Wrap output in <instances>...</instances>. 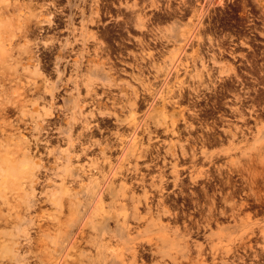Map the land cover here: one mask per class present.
Segmentation results:
<instances>
[{"label": "rangeland", "instance_id": "rangeland-1", "mask_svg": "<svg viewBox=\"0 0 264 264\" xmlns=\"http://www.w3.org/2000/svg\"><path fill=\"white\" fill-rule=\"evenodd\" d=\"M24 1L29 3L31 0H21L20 2L23 3ZM34 1L35 0H32V3ZM49 1L37 0L33 3L34 7L36 6V8H34L32 4L33 8L31 7L29 10H25L27 13L25 16L32 15L30 20V23L32 22V27H35L34 24L40 16L42 17L40 19L44 20L48 25L51 26V32L45 33V35L39 34V32H37L38 29L34 28L36 30H34L35 34H31L27 39H30V41L28 40L30 44H35L43 40L40 42L41 50L39 51L41 52L38 51L37 54L45 58L43 60H46V65L44 62L45 67L47 66L46 74L49 76L48 78H50L51 82L55 83L58 88V95L61 96L60 98L55 99V104L52 105L53 107H50L49 105L43 107L44 102L40 101L42 109L44 111L49 110V113H52L47 117V122L50 128V138L47 137V134H45V136L43 135L42 137V139L46 138L44 141L36 139L37 137L35 134H33L34 138H32L31 136L33 135L30 134V118H27L28 124H22V127H26V132L31 144L32 156L41 159V165H37L33 168V171L35 173L37 172L36 174L39 177V181L36 184L35 182H31L29 185L30 191L32 192L31 194L34 196V202L28 203L30 207L29 210L35 212L37 209L38 211L36 210V214L39 215L42 220L44 219L43 221L46 223H52L56 221L58 222V219L61 216L60 211L54 208L50 202H46L45 198L56 190L60 197L64 193L63 176L59 175L57 171L66 170V168H69L71 163L69 161V154H66V142H62V138L65 139L66 136L59 135L56 127L63 123L62 121H64L63 119L66 117H75L74 111L76 108L71 109V107H74L75 102L74 99L70 100L71 97L75 96L76 98L80 97L83 99L88 93L87 85H90L93 91H99L97 92L98 98L101 99V101L105 100L104 102L102 101L103 106L111 109V111L108 109L105 110L104 107H102L103 111L113 112L114 109L116 110V108H118L117 110L121 113L123 112L122 114L124 117H129L131 114L129 109H127V97L124 95V93L120 92L119 87L112 86L107 78H102L93 71L86 69V66L88 65V59H92L93 57L96 58L93 52L96 46H102V49L106 47V50L104 51L105 53L102 51L103 54H101V56L103 60L106 62L108 61V64L109 62L111 64L118 62L117 64L119 66V70H123L120 71L123 76L121 74V76L119 75V77H121L119 81L120 84L123 86L126 85L132 92L134 91L138 93V111L135 112L133 118H135L136 122H146L148 124V130L140 134V144H138L136 147L131 146L127 151V160L124 164V168L130 167L132 171L131 174L130 172H125V182H128L127 184L132 188L127 195L128 198H125L128 200L125 209H120L118 207L119 204L116 203L118 200L120 201L122 195L125 194L124 190L121 189V185L124 182L120 177H117L115 183H112L110 180L101 177L91 192L85 191L83 197L86 205L82 208L79 225L75 229H72L68 232H57V235L53 233V230L50 232H40L36 226L37 218H29V214H23L24 218L19 220V228L13 230V228L10 226V219L13 221L15 216L20 214V211L23 213V207L18 206V208L15 206L17 203H13L14 205H12L11 210L15 208L17 210L19 209L18 211L14 210L15 212L17 211V213H14L13 215L12 211L3 206L7 211H2V216L4 218L8 216V225L10 227L8 226L9 228L7 229H4V227L0 229V264H80V258H78L79 256H81L82 259H85L86 262V259L97 256L100 251H102L105 255L108 253L112 254L113 256H117L118 253L126 251L127 254L130 255L134 250L127 248L128 243L122 236L113 238L111 236L114 235L113 231L110 232L109 236L107 235L105 239L103 234L98 241L92 240L89 242L88 239L90 240L94 238V231L88 230V238L83 240L85 244L83 241L79 243V245L84 244L83 246H79L81 247V252L79 247L77 248L78 251L75 252L76 236L83 228L86 221L95 218L96 215L100 213L97 204L101 198H105L107 201L106 210L108 211L109 215L113 216V213L116 212L121 215L120 219H122V216H124V213H126V221L132 228H134L135 234L144 232L147 227L145 219H138L134 216V212H136L137 208L138 212H140L141 216L143 217H148L150 212L156 214L157 207L161 202L166 200L167 201L164 202V204H166L167 209H173L171 210L173 212L172 215L168 214L167 212V214L163 215L162 221L165 225L175 229V231L168 229L166 231L153 230L150 232L149 236L159 240V242L163 244V247L159 248L161 254L156 258H152L151 254H148L146 255L145 263L140 262V264H173L171 255L174 253L176 254V251H178L179 254H182V252L180 253L182 242L179 240L175 241V243H163V241L165 240L166 236L170 237L172 236L173 232H178V229L185 230L186 226H190L189 228H191V230L194 232L191 238V243L206 248V264H254L252 256L258 251V253L261 254V258L255 262L258 264H264V77L262 78V76H264V0ZM39 2L42 3V5H47H44L42 8ZM9 9L10 10L0 18V26L4 27L6 24L18 25V11L16 12L12 7ZM73 9L75 11H73ZM49 10L51 12H49ZM60 13H62L61 17ZM54 14H56L55 16L58 15V18L55 17L54 19ZM45 15L49 16L48 19L47 16L45 17ZM4 17L7 18L5 19ZM94 18L96 20L99 19V22L96 20L94 21ZM14 19L17 20H15L17 23L14 22ZM53 19L55 21H53ZM127 21H129V23H127ZM65 26L67 28H65ZM53 28L56 29L54 32ZM128 28H131V30ZM103 30L105 32H103ZM60 32L62 33L60 34ZM96 32L98 34H96ZM83 34H85L86 37V47H88L93 54L90 52V56L84 57L82 59V68L79 70H73L72 72L70 65L66 61L63 62V65L66 66V70L64 71L65 67H60V70L57 74L54 70V63L56 62V60L54 61V57L57 56V47H59L60 43L65 44L69 41L73 42L75 39H79V41L74 42V44L76 49L78 48L81 50L84 47L81 40ZM46 35L48 38H46ZM36 36H38L37 39H35ZM53 36L54 38H52ZM130 38L131 40H129ZM132 41L134 42L130 43ZM123 42L126 43L123 44ZM24 43L25 42L23 40L21 44ZM143 44L145 45V48ZM76 45L79 46L77 47ZM88 45L91 46L89 47ZM92 45L94 47H92ZM124 45L127 46L128 50ZM118 46L119 48L121 47L122 51L118 48ZM43 47L46 49V51ZM114 48L118 51L116 52ZM48 49H50L49 51L51 53H48ZM132 49L136 52H134ZM110 52H113V54H110ZM122 52L124 57L120 54ZM50 54L52 55L50 56ZM115 55H119L118 58L117 56L115 57ZM129 57L134 60L132 61L130 58V61ZM154 57H156V59ZM112 58L114 59V62L111 61L113 60ZM147 58L150 61L149 63H147ZM47 59H52V61L50 62ZM119 64H121L122 67ZM118 66L116 65L115 67L117 68ZM139 66L142 68L141 70L145 72V74L140 70ZM138 67L140 71L138 70ZM19 73H22V70H19ZM239 74L241 77H243V79L244 76H246L245 79L243 80ZM165 79L171 81L168 82L167 80L165 81ZM203 79L205 80L203 81ZM230 80L232 83H230ZM190 81L192 82L190 83ZM201 81H203V83H201ZM234 81H237L238 85L235 84L236 82ZM249 81L250 83H248ZM165 82H168L169 84ZM170 82H172L171 86ZM156 85L158 88H160L161 85V89L158 91H152ZM174 86H178L177 89H179L176 90ZM166 87L168 88L167 90ZM229 87H231V89ZM170 88L172 90H176L174 91L175 93L171 91ZM196 88L197 90L195 91ZM104 89L107 90L106 92H108L109 97H112V99L109 98V100H107L108 98L102 96L103 92L105 91ZM242 90L244 93H241L243 92ZM233 91L236 93H233ZM247 91H251L253 93H247ZM154 92L157 94H154ZM238 92L241 93V96L239 94V97L241 98L240 100L243 101L242 103L240 100L236 99V96H238L236 94ZM170 94L173 95L170 96ZM174 94L178 97H182L181 99L179 97V99L176 100H179V103L183 102L180 105L183 109L179 108V103L175 105L177 103L175 100L177 96ZM254 95L256 96L254 97ZM172 96L175 97L173 98ZM113 97H116L117 100H120V102L113 100ZM50 98L51 96H47L46 102H49ZM247 98L250 99L247 100ZM151 101H153V103ZM157 101L161 106L158 107L155 105ZM105 102L107 103L105 104ZM163 104H166V109L169 108V116L167 118H165L164 111H162L161 108ZM111 105L113 106L110 107ZM170 107L175 108H173L174 110H170ZM178 108L181 112L178 111ZM233 108H239V110L242 108L240 111H244L245 114L247 112L248 114L247 116L243 114V118H240L239 115L237 116V113L233 112ZM92 109L93 107L91 106H87L83 109L84 115L89 116L88 120L86 121H102L103 127L105 126V129L108 127V130L106 129V131L102 133H95L98 136L97 138H101L104 135V137H106H103V140L106 139L109 140L113 145L115 144L113 150L114 153L112 151L113 155L111 153L110 155H119V138L124 139L127 137L130 129L129 125L123 123L116 126L117 123L115 122L113 116L103 114L92 118ZM125 112H128L127 115ZM180 113H183L182 115L184 116L182 117ZM227 115L229 117H227ZM138 118H140V120ZM175 118L177 121H175ZM179 118H181V120H179ZM231 119H233V121H231ZM235 123L238 125V127L240 123L243 125L238 128ZM167 126H169V128ZM175 128H177V130H175ZM110 129L115 131L112 132L113 130L111 131ZM117 131L121 134L123 133L124 135L119 136L116 134ZM232 132L234 133L233 135ZM238 133L240 134L238 135ZM202 135H207L206 139L208 142L203 140L205 137ZM112 136L114 138H112ZM128 139L129 137L124 140ZM48 140L50 141L48 142ZM51 144L55 146L53 147ZM142 151L143 156L139 157L141 156ZM144 154L146 156H144ZM116 156L113 157V160L116 158ZM56 160L57 165L61 169L52 170L51 168L53 165H56ZM196 160L197 162H195ZM139 170L143 173L141 174ZM144 174H146V176H144ZM96 177L98 178V176ZM132 177H136L134 178L135 180H133ZM228 177L231 179V185H228L225 182L227 181ZM252 180H254V182ZM233 182L234 189H232ZM75 183L77 182H67V187L76 188L77 184ZM245 185L247 186L246 188ZM205 186L209 188H206V191ZM228 189L229 191H227ZM246 189H248V191ZM204 191L206 193H204ZM207 192L209 193L208 196L210 198L205 195ZM26 194L25 200L31 196L29 192H26ZM226 194H228L230 197ZM227 198L229 200H227ZM136 199L138 201H136ZM214 199L216 200V206L218 207V209L216 208L218 220L212 222L209 227L201 229V231L197 233L196 231L198 230L199 225L206 224V222H204V218L207 216L209 207L210 205L212 206ZM241 200H246L247 206L244 207L242 211H236L235 215H232L231 204L234 202L239 203ZM248 201L251 202L249 203ZM151 204L153 207H150ZM14 206L15 208H13ZM204 209L205 212L202 213L201 210L204 211ZM226 210V215L221 214V212ZM51 213H53V215ZM192 214L195 215L193 216ZM52 216L54 219L50 218ZM191 216L193 218H191ZM41 218L38 220H41ZM202 222L204 223L202 224ZM108 226L111 230H116L115 219H110ZM245 243L248 245H253V249L247 248V254H252L250 256L246 255L244 247H242V245ZM148 247L149 246H147V248ZM192 254H195L194 256H196V252L194 250ZM223 256L226 258L224 261L221 260V257ZM241 257L244 258V261ZM100 261L101 260L98 259L96 262H92L91 264H101ZM126 264H128V262Z\"/></svg>", "mask_w": 264, "mask_h": 264}, {"label": "bare ground", "instance_id": "bare-ground-1", "mask_svg": "<svg viewBox=\"0 0 264 264\" xmlns=\"http://www.w3.org/2000/svg\"><path fill=\"white\" fill-rule=\"evenodd\" d=\"M21 1V0H20ZM19 0H0V18L2 16H4L5 13H7V11H9L10 7L13 8V10H15L18 13V25H13V24H6L3 26H0V229L4 227V229L9 228L10 226L13 228V230H16L19 228V223H20V219H23L24 216L23 214H29V218H37L36 219V226L38 228V230L40 232H47V231H51L53 230V233H57V232H62V231H70L72 229H75L81 220V212H82V208L86 205V202H84V197L83 194L85 191L87 192H91L92 189L94 188V186L97 184L98 180L101 177L106 178L107 180H110L112 183H115V180L117 179V177H120L121 179H123L122 181L124 182L121 185V189L124 190L125 194L122 195V198L120 199V201L118 200L116 203L119 204L118 207L120 209H125L127 206V199L128 198V193L131 191V186H129L125 180H126V174L125 172H130L132 169L130 167H126L124 168V164L127 160V151L129 150V148L131 146L136 147L138 144H140L139 141V137L140 134L143 133L144 131H147V123H142L141 122H136L135 118H133V115L135 114L137 110V106L139 101H137L138 99V93L137 92H132L131 90L128 89V87L125 85L123 86L122 84H120V79L121 77H119V75L121 74L120 71H123L122 69L119 70V66H118V62L114 63L116 64L118 67L116 68L114 64H111L108 61L106 62L105 60L102 59L101 54H103V52L106 50L105 48L102 49V46H96V48L93 50L95 57L96 58H92V59H88V65L86 66V69L89 71H93L95 74H97L98 76H101L102 78H107L110 81V84L112 86H118L119 90L121 93H124V95H126L127 97V109H129L130 111V116L129 117H124L123 116V112L121 113L120 111H118L116 108V110H113V112H106L103 111L102 107V101L104 102L105 100H102L98 98V94L96 90L93 91V89L90 87V85H87V90L88 93L86 94V96L81 99L74 97H71V99H74V107H71V109H75L74 114L75 117H66L65 119H63L64 121H62L63 123L59 124L58 127H56L57 132L59 133V135H64L66 136L65 139L62 138V142L65 141L66 146H67V150H66V154H69V161H70V166L69 168H66V170H58L57 172L59 173V175L63 176V180H64V193L63 195L60 197L59 194L57 193V190L50 193V195H48V197L46 196L45 201L46 202H50L52 204V206L54 208H56L58 211H60V218L58 219L59 221L57 222H48L46 223L45 221L42 220V218L36 214V210L35 212H32L29 210V202H34V196L31 194L32 192L30 191L29 185L31 184V182H35L38 183L39 181V177L37 176V172L35 173L33 171V168L37 165H41V159H39L38 157L32 156L31 153V144H30V140L28 137V134L26 132V127H22V124L26 125L28 124V119L30 118V122H31V132L30 134H35L36 135V139L40 140V141H44L45 139L43 137V135L45 136V134H47L46 136L50 138V128H49V124L47 122V117L50 116L52 113H49V110L44 111L42 109V106L40 105V101L44 102V106L49 105L50 107H53L52 105L55 104V99L56 98H60L61 96L58 95V88L55 85V83L51 82L50 78H48L49 76L46 74V69L47 66L46 65V60H43L45 58H43L41 55L39 56L37 53L41 47L40 42L43 40H39L40 42L35 43V44H30V42H28V40L30 41V39H27L28 37H30V35L36 31L35 29H38L37 32H39V34L41 35H45V33H49L51 32V26L48 25L44 20L40 19L42 18L41 16L38 18V20L35 22L34 26H31L30 20L32 18V15L29 16H25L27 13L25 10H29L32 7V4L37 1L35 0L32 3V0L28 3L24 1L23 3H21ZM42 1V0H41ZM49 1V0H48ZM51 1V0H50ZM49 1V2H50ZM54 1V0H53ZM58 2V0L56 1ZM40 3V2H39ZM123 3V1H122ZM38 4V3H37ZM42 8L43 6L47 5L44 4L42 5V3H40ZM39 4V6H40ZM62 4V3H61ZM36 5V3H35ZM56 5V3H55ZM82 5V4H81ZM80 5V6H81ZM38 6V7H39ZM59 6V5H58ZM34 7V4H33ZM32 7V8H33ZM36 8V6L34 7ZM52 8V7H51ZM86 8V7H85ZM98 8V7H97ZM96 8V9H97ZM39 9V8H37ZM46 9V8H45ZM54 9V8H53ZM52 9V10H53ZM63 9V8H62ZM65 9V8H64ZM67 9V7H66ZM87 9V8H86ZM100 9V8H99ZM33 10V9H31ZM43 10V9H41ZM48 10V9H47ZM51 10V9H50ZM49 10V12H51ZM58 10V9H57ZM60 10V9H59ZM101 10V9H100ZM37 11V10H36ZM56 11V10H55ZM66 11V10H65ZM73 11H75L73 9ZM87 11V10H85ZM89 11V10H88ZM99 11V10H96ZM44 12V11H43ZM57 12V11H56ZM103 12V11H102ZM105 12V11H104ZM12 13V11H11ZM35 13V12H34ZM33 13V14H34ZM53 13V12H52ZM174 13V12H173ZM45 14V13H44ZM48 14V13H46ZM62 13H60V17ZM67 14V13H66ZM104 14V13H103ZM107 14V13H106ZM176 14V13H175ZM15 15V14H14ZM35 15V14H34ZM56 14H54V19L55 17L58 18V15L55 16ZM78 15V14H77ZM88 15V14H87ZM101 15V14H100ZM43 16V15H42ZM47 15H45L46 17ZM9 17V16H8ZM12 17V16H11ZM14 17V16H13ZM49 16H47L48 19ZM59 17V18H60ZM102 17V16H101ZM5 18V17H4ZM7 18V17H6ZM5 18V19H6ZM66 18V17H65ZM44 19V18H43ZM46 19V18H45ZM53 19V21H55ZM98 19V18H97ZM16 19H14V22ZM50 20V19H49ZM61 20V19H60ZM96 19L94 18V21ZM99 20V19H98ZM96 20V21H98ZM101 20V19H100ZM63 22V21H62ZM61 22V25H62ZM99 22V21H98ZM101 22V21H100ZM17 23V22H16ZM67 23V22H66ZM127 23H129V21H127ZM76 24V23H75ZM59 25V24H58ZM57 25V26H58ZM129 25V24H127ZM54 26V25H52ZM101 26V25H99ZM132 26V25H131ZM129 26V27H131ZM149 26V25H148ZM3 27V28H2ZM35 28V29H34ZM56 28V27H55ZM55 28H53V32L56 30ZM65 28H67L65 26ZM99 28V27H98ZM148 28V27H147ZM129 29V28H128ZM35 30V31H34ZM75 30V29H74ZM77 30V29H76ZM98 30V29H97ZM131 30V28L129 29ZM59 31V30H58ZM63 31V30H62ZM101 32V30H100ZM103 32H105L103 30ZM139 32V31H138ZM62 32H60L61 34ZM64 33V31H63ZM67 33V32H66ZM132 33V32H131ZM35 34V33H34ZM38 34V36H39ZM54 34V33H53ZM57 34V33H56ZM78 34V33H77ZM96 34H98L96 32ZM100 34V33H99ZM102 34V32H101ZM50 35V34H49ZM52 35V34H51ZM35 36V35H34ZM38 36H36L35 39L38 38ZM55 36V35H54ZM54 36L52 38H54ZM60 36V35H59ZM76 36V35H75ZM51 37V36H49ZM57 37V36H56ZM101 37V36H100ZM46 38L47 35H46ZM45 38V39H46ZM51 38V39H52ZM44 39V41H45ZM48 39V40H51ZM56 39V38H55ZM59 39V38H58ZM57 39V41H58ZM97 39V38H96ZM24 40V44H21V42ZM46 40V41H48ZM54 40V39H53ZM60 40V39H59ZM84 47L80 50V49H76L74 42H78L79 39H75L73 42L69 41L65 44L60 43L59 47H57L56 53L57 56H55L54 61L56 60V62L54 63V70L55 72L58 74L60 67H65L64 71L66 70V66L63 65V62H67L71 69V72L73 70H79L80 68H82L83 65V61L82 59L86 56H90V52L91 50L86 47V37L85 34H83V37L81 38ZM131 40V38L129 39ZM128 40V41H129ZM159 40V39H157ZM21 41V42H20ZM56 41V40H55ZM63 41V39H62ZM98 41V40H97ZM101 41V40H100ZM103 41V40H102ZM144 41V40H143ZM156 41V40H155ZM54 42V41H52ZM134 41L130 42L133 43ZM56 43V42H55ZM54 43V45H55ZM58 43V42H57ZM91 43V42H90ZM93 43V42H92ZM126 43V42H125ZM123 42V44H125ZM122 44V43H121ZM151 44V43H150ZM94 45V43H93ZM92 45V47H94ZM119 45V44H118ZM130 45V44H129ZM147 45V44H146ZM77 46V45H76ZM79 46V45H78ZM77 46V47H78ZM89 46V45H88ZM91 46V45H90ZM89 46V47H90ZM110 46V45H108ZM123 46V45H122ZM125 48H127L126 45H124ZM134 46V45H133ZM144 48L145 45L143 44ZM82 47V46H81ZM141 47V46H140ZM148 47V46H147ZM153 47V46H151ZM150 47V48H151ZM158 47V46H157ZM44 48V47H43ZM42 48V49H43ZM110 48V47H109ZM119 48V46H118ZM123 48V47H122ZM124 48V49H125ZM149 48V49H150ZM108 49V48H107ZM112 49V48H111ZM115 49V48H114ZM121 49V47L119 48ZM44 50L46 51V49L44 48ZM43 50V51H44ZM50 49H48V53H51L49 51ZM110 50V49H109ZM116 50V49H115ZM114 50V51H115ZM128 50V48H127ZM131 50V49H129ZM133 50V49H132ZM147 50V49H146ZM103 51V52H102ZM113 51V50H112ZM118 50H116L117 52ZM122 51V49H121ZM120 51V52H121ZM125 51V50H124ZM123 51V52H124ZM134 51V50H133ZM143 51V50H142ZM41 52V51H39ZM120 53L121 55L123 54ZM136 52V51H134ZM140 52V51H139ZM161 52V51H159ZM44 53V52H43ZM43 53H39V54H43ZM92 53V52H91ZM105 53V52H104ZM107 53V52H106ZM157 53V52H156ZM46 54V52H45ZM93 54V53H92ZM110 54H113V52H110ZM109 54V57H110ZM149 54V53H148ZM47 55V54H46ZM52 54H50L51 56ZM108 55V54H106ZM105 55V56H106ZM128 55V54H127ZM161 55V54H159ZM185 55V54H184ZM200 55V54H199ZM114 56V55H113ZM117 55H115L116 57ZM119 56V55H118ZM117 56V58H118ZM123 56V55H122ZM126 56V53H125ZM130 56V55H129ZM137 56V55H136ZM48 57V56H47ZM108 57V56H107ZM124 57V56H123ZM138 57V56H137ZM201 57V56H200ZM50 58V57H48ZM53 58V57H52ZM114 58V57H113ZM112 58V59H113ZM121 58V57H119ZM131 57H129L130 60ZM156 59V57H154ZM189 58V57H187ZM109 59V58H108ZM111 59V57H110ZM116 59V58H115ZM122 59V58H121ZM127 59V56H126ZM139 59V58H137ZM144 59V58H143ZM154 59V60H155ZM185 59V58H184ZM192 59V58H191ZM48 61H52V59H47ZM125 60V59H124ZM131 60L133 61L134 59L131 58ZM130 60V61H131ZM148 60V58L146 59ZM153 60V59H151ZM47 61V62H48ZM53 61V62H54ZM114 62V59L111 60ZM140 61V60H139ZM45 62V65H44ZM52 62V63H53ZM87 62V60H86ZM150 61L148 60L147 63H149ZM159 62V61H158ZM146 63V64H147ZM192 63V62H191ZM199 63V62H198ZM51 64V63H50ZM144 64V63H141ZM152 64V62H151ZM48 65V64H47ZM53 65V64H52ZM121 65V64H119ZM129 65V64H128ZM135 65V64H134ZM168 65V64H166ZM49 66V65H48ZM138 66V65H137ZM163 66V65H162ZM177 66V65H176ZM236 66V65H235ZM50 67V66H49ZM122 67V65H121ZM126 67V66H125ZM140 67V66H139ZM138 67V70H139ZM69 68V67H68ZM85 68V67H84ZM236 68V67H235ZM142 68L140 67V70ZM237 69V68H236ZM19 70H22V73H19ZM139 70V71H140ZM231 70V67H230ZM239 70V69H238ZM237 70V71H238ZM253 70V69H252ZM135 71V70H134ZM142 71V70H141ZM145 71V70H144ZM166 71V70H165ZM194 71V70H193ZM236 71V70H235ZM136 72V71H135ZM143 72V71H142ZM174 72V71H173ZM138 73V72H137ZM145 74V72H143ZM161 73V72H160ZM176 73V72H175ZM174 73V74H175ZM189 73V72H188ZM136 74V73H135ZM139 74V73H138ZM165 74V73H164ZM179 74V71H178ZM204 74V72H203ZM237 74V73H236ZM257 74V73H256ZM122 75V74H121ZM120 75V76H121ZM140 75V74H139ZM142 75V74H141ZM176 75V74H175ZM258 75V74H257ZM68 76V75H67ZM123 76V75H122ZM210 76V75H209ZM233 76V75H232ZM239 76L241 77V75L239 74ZM238 76V77H239ZM254 76V75H253ZM66 77V76H65ZM178 77V76H177ZM201 77V76H200ZM239 77V78H240ZM246 76H244L245 79ZM264 76H262L263 78ZM145 78V77H144ZM179 78V77H178ZM212 78V77H211ZM243 79V77H241ZM255 78V77H254ZM123 79V78H122ZM171 79V77H170ZM195 79V77H194ZM232 79V78H231ZM243 79V80H244ZM248 79V78H247ZM253 79V78H252ZM261 79V78H260ZM152 80V79H150ZM167 79H165L166 81ZM205 79H203L204 81ZM233 80V79H232ZM242 80V81H243ZM264 80V79H263ZM162 81V80H161ZM168 81V80H167ZM171 81V80H169ZM168 81V82H169ZM173 81V80H172ZM179 81V80H178ZM186 81V79H185ZM203 81H201V83H203ZM259 81V80H258ZM159 82V81H158ZM165 82V83H168ZM181 82V81H179ZM184 82V81H182ZM192 81H190L191 83ZM235 84H237V81ZM246 82V80H245ZM244 82V83H245ZM162 83V82H161ZM164 83V82H163ZM170 82V86H171ZM228 83V81H227ZM226 83V84H227ZM230 83H232V81L230 80ZM247 83V82H246ZM245 83V84H246ZM250 83V81L248 82ZM262 83V82H261ZM155 84V83H153ZM160 84V83H158ZM169 84V83H168ZM177 84V83H176ZM175 84V85H176ZM195 84V83H194ZM207 84V83H206ZM225 84V85H226ZM229 84V83H228ZM264 84V83H263ZM262 84V85H263ZM238 85V84H237ZM240 85V83H239ZM261 85V84H260ZM159 86V85H158ZM186 86V85H185ZM195 86V85H194ZM228 86V85H227ZM234 86V83H233ZM249 86V85H248ZM256 86V85H255ZM175 87V86H174ZM173 87V88H174ZM178 87V86H177ZM177 87H175L176 90ZM191 87V86H190ZM209 87V86H208ZM218 87V86H216ZM254 87V86H253ZM155 88H158L157 85ZM152 89L153 90H159L161 89V85L160 88L158 89ZM172 88V87H171ZM170 88L171 91H176V90H172ZM231 89V87H229ZM163 89V88H162ZM168 88L166 87V90ZM181 89V87H180ZM204 89V88H203ZM226 89V88H225ZM228 89V88H227ZM252 89V88H250ZM260 89V88H259ZM98 90V89H97ZM105 90V91H104ZM102 96L108 98L107 100H109V98L112 99V97H109L108 92H106L107 90L104 89ZM184 90V88H183ZM187 90V89H185ZM197 90V88L195 89V91ZM206 90V89H205ZM213 90V88H212ZM218 90V89H217ZM224 90V89H223ZM229 90V89H228ZM233 90V89H232ZM236 90V89H235ZM247 90V89H245ZM170 91V92H171ZM204 91V90H203ZM231 91V90H230ZM243 91V90H242ZM264 91V90H263ZM262 91V92H263ZM119 92V93H120ZM132 92V93H131ZM163 92V91H161ZM172 92V93H173ZM187 92V91H185ZM205 92V91H204ZM208 92V91H207ZM214 92V91H213ZM220 92V91H218ZM222 92V91H221ZM232 92V91H231ZM240 92V91H239ZM237 93L236 95V99L240 100L241 98L239 97V94L241 96V93ZM246 92V91H245ZM249 91H247L248 93ZM251 92V91H250ZM249 92V93H250ZM256 92V91H255ZM166 93V92H164ZM175 93V92H174ZM191 93V91H190ZM202 93V92H201ZM233 93H236L235 91H233ZM253 93V92H251ZM259 93V92H258ZM150 94V93H149ZM154 94H157L156 92H154ZM153 94V95H154ZM163 94V93H162ZM169 94V92H168ZM223 94V92H222ZM246 94V93H245ZM101 95V93H100ZM173 94H170V96ZM175 95V94H174ZM182 95V94H181ZM185 95V94H184ZM202 95V94H201ZM47 96H51V98L49 99V102H46L47 100ZM64 96V95H63ZM67 96V95H66ZM112 96V95H111ZM148 96V95H147ZM157 96V95H156ZM169 96V97H170ZM177 96V95H175ZM174 96V97H175ZM192 96V95H191ZM190 96V97H191ZM205 96V94H204ZM217 96V95H216ZM225 96V95H224ZM250 96V95H248ZM256 95H254L255 97ZM140 97V96H139ZM162 97V96H160ZM165 97V96H163ZM173 97V96H172ZM173 97V98H174ZM180 97V96H179ZM179 97L177 96L176 99H179ZM186 97L188 98V96L186 95ZM194 97V96H192ZM206 97V96H205ZM234 97V96H233ZM263 97V96H262ZM69 98V97H68ZM89 98V100H88ZM141 98V97H140ZM182 97H180L181 99ZM185 98V97H184ZM196 98V97H195ZM194 98V99H195ZM259 98V97H258ZM104 99V98H103ZM110 99V100H111ZM155 99V97H154ZM158 99V98H157ZM222 99V97H221ZM226 99V98H225ZM234 99V98H233ZM245 99V97H244ZM250 98H247V100ZM113 100H115L116 102L120 100H117L116 97H113ZM122 100V99H121ZM148 100V99H147ZM146 100V101H147ZM161 100V99H160ZM159 100V101H160ZM168 100V99H167ZM245 100V101H247ZM252 100V99H251ZM260 100V99H259ZM123 101V100H122ZM141 101V100H140ZM149 101V100H148ZM177 101V100H176ZM179 101V100H178ZM177 101V103L175 105H177L179 102ZM181 101V100H180ZM197 101V100H196ZM263 101V100H262ZM126 102V101H125ZM153 103V101H151ZM162 102V101H161ZM229 102V101H228ZM240 102L242 103L243 101L240 100ZM258 102V101H257ZM260 102V101H259ZM107 102H105L106 104ZM115 103V102H114ZM156 103V102H155ZM154 103V104H155ZM171 103V102H170ZM183 103V102H182ZM182 103H179V108H182L180 105ZM227 103V102H226ZM224 103V104H226ZM120 104V103H119ZM149 104V103H148ZM235 104V103H234ZM238 104V103H237ZM254 104V102H253ZM118 105V104H117ZM142 105V104H141ZM150 105V104H149ZM158 107L161 106L159 104V102L157 101V103L155 104ZM185 105V104H184ZM244 105V104H243ZM242 105V107H243ZM258 105V104H257ZM87 106H91L93 107L92 109V118L93 117H97L101 114L103 115H108V116H113L115 122L117 123L116 126L121 125L123 123H125L126 125H129V134L127 135L126 138L129 137L128 140H124L126 138H119L120 142H119V150H120V154L119 155H113L114 153V145L109 141L104 139L103 137L101 138H97L98 136L96 135L95 132H104L106 131L105 126L103 127V123L102 121H92V122H87L86 120H88L89 116L84 115L83 109ZM108 106V105H107ZM113 105H111L110 107H112ZM174 106V105H173ZM183 106V105H182ZM231 106V105H229ZM234 106V105H233ZM246 106V105H245ZM79 107V108H78ZM126 107V106H125ZM150 107V106H149ZM169 107V106H168ZM238 107V106H237ZM241 107V106H239ZM250 107V106H249ZM259 107V105H258ZM162 111H164V115L165 118H167L169 116V108L166 109V104L162 105ZM171 108V107H170ZM175 108V107H173ZM173 108H171L170 110H172ZM178 108V109H179ZM244 108V107H243ZM255 108V107H254ZM104 109H108L106 106L104 107ZM126 109V108H125ZM149 109V108H148ZM183 109V108H182ZM242 109V108H241ZM240 109V110H241ZM253 109V108H252ZM111 111V109H108ZM121 110V108H120ZM174 110V109H173ZM176 110V109H175ZM186 110V109H185ZM234 113H237V116L239 115L240 118H243V114L247 116V112L246 114L244 113V111H240L239 108H233L232 109ZM244 110V109H243ZM118 111V112H117ZM127 111V110H126ZM148 111V110H147ZM180 111V109L178 110ZM183 111V110H182ZM251 111V110H250ZM261 111V110H260ZM145 112V111H144ZM181 112V111H180ZM221 112V111H220ZM256 112V111H254ZM126 113V112H125ZM128 113V112H127ZM126 113V115H127ZM171 113V111H170ZM184 113V111H183ZM183 113H180V115H182ZM186 113V112H185ZM230 113V112H228ZM144 116V115H142ZM141 116V117H142ZM147 116V115H146ZM184 115H182L183 117ZM232 116V115H231ZM222 117V116H221ZM227 117H229L227 115ZM177 118V117H176ZM175 118V119H176ZM186 118V117H185ZM184 118V119H185ZM220 118V117H219ZM218 118V119H219ZM235 118V117H234ZM233 118V119H234ZM248 118V117H247ZM263 118V117H262ZM110 119V118H109ZM140 120V118H138ZM137 119V120H138ZM182 119V120H184ZM233 119H231V121H233ZM257 119V118H256ZM113 120V119H112ZM113 120V121H114ZM174 120V119H173ZM172 120V121H173ZM179 120H181V118H179ZM178 120V121H179ZM221 120V119H220ZM227 120V119H226ZM248 120V119H247ZM262 120V119H261ZM110 121V120H109ZM177 121V119L175 120ZM235 121V120H234ZM238 121V120H237ZM250 121V120H249ZM108 122V121H107ZM105 122V123H107ZM169 122V121H168ZM187 122V121H186ZM227 122V121H226ZM247 122V121H246ZM177 123V122H175ZM216 123V122H215ZM229 123V122H228ZM231 123V122H230ZM234 123V122H233ZM151 124V123H150ZM170 124V123H169ZM167 124V125H169ZM189 124V123H188ZM236 124V123H235ZM243 125V124H242ZM241 123L239 125V127L242 126ZM246 125V124H245ZM51 126V125H50ZM108 126V125H106ZM115 126V125H114ZM170 126V125H169ZM169 126H167L169 128ZM213 126V125H212ZM236 126L238 127V125L236 124ZM227 127V126H226ZM238 127V128H239ZM53 128V127H52ZM171 128V127H170ZM209 128V127H208ZM231 128V126H230ZM229 128V129H230ZM248 128V127H247ZM54 129V128H53ZM117 129V128H116ZM172 129V128H171ZM213 129V128H212ZM108 130V129H107ZM111 130V129H110ZM113 130V129H112ZM111 130V131H112ZM119 130V129H118ZM163 130V129H162ZM175 130H177V128H175ZM44 131V132H43ZM115 130H113L112 132H114ZM233 131V129H232ZM242 131V128H241ZM240 131V132H241ZM52 132V131H51ZM111 132V133H112ZM171 132V131H170ZM231 132V130H230ZM246 132V131H244ZM243 132V133H244ZM68 133V134H67ZM127 133V132H126ZM151 133V132H150ZM208 133V132H207ZM211 133V132H210ZM217 133V132H216ZM116 134H118L119 136L124 135L123 133H119L118 131L116 132ZM234 133L232 132V135ZM240 133H238L239 135ZM245 134V133H244ZM56 135V134H55ZM102 135V134H101ZM209 135V134H208ZM219 135V134H218ZM53 136V135H52ZM126 136V134H125ZM205 139L203 138L204 141H207V135L204 136ZM32 138H34V135L31 136ZM106 137V136H105ZM104 137V138H105ZM213 137V136H212ZM237 137V136H236ZM241 137V136H240ZM111 138V137H110ZM109 138V139H110ZM112 138H114L112 136ZM222 138V137H221ZM224 138V137H223ZM48 139V138H47ZM56 139V138H55ZM118 139V140H119ZM189 139V138H188ZM200 139V138H198ZM61 140V139H59ZM113 140V139H111ZM192 140V139H190ZM36 141V140H35ZM50 140H48L49 142ZM195 141V140H194ZM200 141V140H199ZM202 141V140H201ZM202 141V142H204ZM117 142V141H116ZM189 142V140H188ZM197 142V141H196ZM52 143V142H51ZM200 143V142H199ZM118 144V143H117ZM53 145V144H51ZM204 145V144H203ZM55 145H53L54 147ZM64 146V145H63ZM217 146V145H216ZM210 147V146H209ZM48 148V147H47ZM50 148V147H49ZM197 148V146H196ZM189 149V148H187ZM151 150V149H150ZM177 150V149H176ZM97 151V152H96ZM113 151V153H112ZM178 151V150H177ZM188 151V150H187ZM118 152V151H117ZM152 152V151H151ZM43 153V152H42ZM110 153L112 155H110ZM143 151L141 152V156H143ZM190 154V153H189ZM194 154V153H193ZM156 155V154H154ZM116 158L113 160V157ZM144 156H146L144 154ZM175 156V155H174ZM197 156V155H196ZM200 157V156H199ZM43 158V157H42ZM145 158V157H144ZM204 158V157H203ZM202 158V159H203ZM188 159V158H187ZM200 159V158H199ZM198 160V159H197ZM197 160L195 162H197ZM178 161V160H177ZM50 162V161H49ZM194 162V163H195ZM64 163V162H63ZM132 163V162H130ZM216 163V162H215ZM56 165H53V167L51 168L52 170L54 169H61L58 165H57V160L55 161ZM222 164V163H221ZM254 165V163H253ZM46 166V164H45ZM184 166V165H183ZM191 167V166H190ZM160 168V167H159ZM212 168V167H211ZM251 169V168H250ZM107 170V171H105ZM126 170V171H125ZM159 170V169H158ZM217 170V169H216ZM140 171V170H139ZM198 171V169H197ZM234 171V170H233ZM141 174L143 173L142 171H140ZM139 172V173H140ZM196 172V171H195ZM260 172V171H259ZM175 173V172H174ZM180 173V172H179ZM194 173V172H193ZM199 173V171H198ZM222 173V172H221ZM230 173V172H229ZM235 173V172H234ZM237 173V172H236ZM178 174V173H177ZM45 175V174H44ZM47 175V173H46ZM45 175V177H46ZM140 175V174H138ZM137 175V176H138ZM180 175V174H179ZM196 175V174H195ZM214 175V174H213ZM49 176V175H48ZM98 176V178L96 177ZM144 176H146V174H144ZM149 176V175H148ZM167 176V175H166ZM188 176V175H187ZM258 176V175H257ZM140 177V176H139ZM153 177V176H152ZM157 177V176H156ZM200 177V176H199ZM212 177V176H211ZM242 177V176H241ZM133 178V177H132ZM136 178V177H134ZM133 178V180H135ZM142 178V177H141ZM219 178V177H218ZM224 178V177H223ZM255 178V177H254ZM192 179V178H191ZM212 179V178H209ZM241 179V178H240ZM119 180V179H118ZM129 180V178H128ZM138 180V179H137ZM230 177L227 178V181H225L228 185H231V181H230ZM145 181V180H144ZM200 181V180H199ZM204 181V180H203ZM254 182V180H252ZM67 182H77L75 184H77L76 188H71V187H67ZM109 182V183H111ZM212 182V181H211ZM243 182V181H242ZM258 182V180H257ZM135 183V182H134ZM157 183V182H156ZM244 183V182H243ZM137 184V183H136ZM135 184V185H136ZM184 184V183H183ZM198 184V183H197ZM138 185V184H137ZM225 185V184H224ZM234 185V182L232 184V186ZM237 185V184H236ZM242 185V184H241ZM259 185V183H258ZM73 186V184H72ZM139 186V185H138ZM182 186V185H180ZM184 186V185H183ZM221 186V185H220ZM50 187V186H49ZM143 187V186H142ZM211 187V186H210ZM217 187V186H216ZM222 187V186H221ZM224 187V186H223ZM229 187V186H228ZM244 187V186H243ZM247 186L245 185V188ZM166 188V187H165ZM207 186H205V191H206ZM220 188V187H219ZM237 188V187H236ZM261 188V187H260ZM259 188V189H260ZM209 189V188H207ZM212 189V188H210ZM214 189V188H213ZM234 189V186L233 188ZM134 190V189H133ZM166 190V189H165ZM218 190V189H217ZM237 190V189H236ZM248 191V189H246ZM244 190V191H246ZM43 191V190H42ZM150 191V190H148ZM204 191V193H206ZM209 191V190H208ZM212 191V190H211ZM229 191V189L227 190ZM240 191V190H239ZM238 191V192H239ZM242 191V190H241ZM263 191V190H262ZM26 192H29L31 194V196L28 197L27 200H25L26 197ZM108 192V190H107ZM194 192V191H193ZM203 192V191H202ZM210 192V191H209ZM231 192V191H230ZM150 193V192H149ZM152 193V192H151ZM197 193V192H196ZM226 193V191H225ZM264 193V192H263ZM154 194V193H153ZM198 194V193H197ZM208 192L207 194H205L206 196H208ZM240 194V193H239ZM163 195V194H162ZM204 195V196H205ZM227 196L229 195L226 194ZM233 195V194H232ZM236 195V194H234ZM249 195V194H247ZM225 196V194H224ZM231 196V195H230ZM229 196V197H230ZM237 196V195H236ZM251 196V195H250ZM262 196V195H261ZM164 197V195H163ZM209 197V196H208ZM207 197V198H208ZM216 197V196H215ZM199 198V197H198ZM210 198V197H209ZM208 198V199H209ZM251 198V197H250ZM108 199V198H107ZM150 199V198H149ZM148 199V200H149ZM159 199V198H157ZM165 199V198H164ZM163 199V200H164ZM260 199V198H259ZM166 200V199H165ZM203 200V198H202ZM227 200H229L227 198ZM234 200V199H233ZM136 201H138L136 199ZM153 201V200H152ZM167 201V200H166ZM163 201L160 203V205L157 207V213H153L150 212L148 217H143L141 216L140 212H138V208L136 209V212H134V216L137 217L138 219H145L146 220V224L147 227L144 230V232H140L135 234L134 232V228H132L129 223L126 221V213H124V216H122V219H120V216L118 213H113V216L109 215L108 211L106 210V203L107 201L105 200V198H101L97 204V207L100 211L99 214L96 215L95 218H92L89 221H86L84 223L83 228L80 230V232H78L77 236H76V240H75V248L77 252V248L81 245H79V243H81V241L85 240L88 238L87 233L89 234L88 230L94 231V238L92 239H88L89 242H91L92 240H99L100 237L104 234V239L105 237L108 235L110 232H114V235H111L113 238H116L117 236L119 237H123L125 238L126 242L128 243V249H133L134 251L128 255L127 252H121L118 253L117 256H113L112 254H104L102 251H100L97 256H93L92 258H88L86 259H82L81 256H77L78 258H80L79 262L80 264H91L92 262H96L98 259H100V263L101 264H126L128 262V264H140V262L145 263V258L146 255L151 254L152 258H156L158 257V255L161 254V252L159 251V248L163 247V244L159 242V240L154 239L153 237L149 236V233L152 232L153 230H160V231H166L168 229H171L173 231H175V229H173L172 227H169L167 225H165L162 221V217L164 214H171L172 215V211L173 209L168 208L166 204H164ZM216 200H213L212 206L210 205L209 210H208V214L205 217V215L203 214L204 218V222H206L205 225H199L198 230L196 231L197 233H199L201 231V229H204L206 227H209L212 222H215L218 220V217L216 215V210L218 209V207L216 206ZM220 201V200H219ZM236 201V200H235ZM150 202V201H148ZM156 202V201H155ZM238 202V201H237ZM249 202V201H248ZM251 202V201H250ZM249 202V203H250ZM13 203H17L15 206H21L23 207L22 210L23 213H21L22 211H20V214L15 216L14 220L12 221L10 219V226L8 225V216L6 218H4L2 216V211H7L6 209H4L5 207L7 209H9L10 211H12L13 215L14 213H17V210L15 208V206L12 209V205H14ZM143 203V202H142ZM154 203V202H153ZM201 203V202H200ZM218 203V202H217ZM255 203V202H254ZM149 205V204H148ZM261 205V204H260ZM5 206V207H3ZM219 206V205H218ZM247 206V202L242 201L239 203H232L231 204V211H232V215H235L236 211H242V209H244V207ZM3 207V208H2ZM150 207H153L152 204ZM196 207V206H195ZM261 207V206H259ZM19 208V207H18ZM53 208V209H54ZM144 208V206H143ZM201 208V207H200ZM217 208V209H216ZM258 208V207H257ZM3 209V210H2ZM141 209V208H140ZM153 209V208H152ZM206 209V208H205ZM205 209L203 212H205ZM254 209V208H253ZM14 210H17L16 212ZM21 210V209H20ZM249 210V209H248ZM9 211V212H10ZM14 211V212H13ZM38 211V210H37ZM54 211V210H53ZM193 211V210H192ZM199 211V210H198ZM246 211V210H245ZM195 212V211H194ZM200 213V212H199ZM252 213V212H251ZM53 215V213H51ZM221 214L226 215L227 214V210L221 212ZM175 215V214H173ZM193 215V214H192ZM195 215V214H194ZM193 215V216H194ZM241 215V214H240ZM41 220H38L40 219ZM55 217V216H54ZM179 217V215H178ZM50 218H53L50 217ZM63 218V219H62ZM176 218V217H175ZM174 218V219H175ZM191 218H193L191 216ZM196 218V217H195ZM229 218V217H228ZM54 219V218H53ZM110 219H115L116 222V230H111L108 226V222L110 221ZM166 219V218H165ZM50 220V219H49ZM164 220V219H163ZM176 220V219H175ZM191 220V219H190ZM202 220V219H201ZM54 221V220H53ZM178 221V220H177ZM192 221V220H191ZM122 222V223H120ZM131 222V221H130ZM190 222V221H189ZM194 222V221H193ZM202 222V224L204 223ZM16 223V224H15ZM133 223V222H131ZM168 223V222H167ZM14 224V225H13ZM134 224V223H133ZM172 224V223H171ZM188 224V223H187ZM192 224V222H191ZM190 225V224H189ZM9 226V227H8ZM192 226V225H191ZM190 227V226H189ZM188 226L185 227V230H181L178 229V232H173L172 236L165 237L164 242H173L175 243V241H181L182 245H181V251L182 254H179L178 251H176V254H172L171 258H172V263L173 264H206V248L202 247V246H197L194 245L193 243H191V238L192 235L194 234V232L191 230V228H189ZM197 227V226H196ZM207 230V229H206ZM256 232V231H255ZM196 234V233H195ZM250 234V233H249ZM57 235V234H56ZM108 239V238H107ZM158 239V238H157ZM254 240V239H253ZM87 241V242H88ZM255 241V240H254ZM84 242V241H83ZM106 242V241H105ZM114 243V242H112ZM248 243V242H247ZM85 244V242H84ZM83 244V245H84ZM87 244V243H86ZM107 244V243H106ZM204 244V243H203ZM48 245V244H47ZM81 245V246H83ZM112 245V244H111ZM116 246V245H115ZM119 246V245H118ZM147 246H149L147 248ZM249 246V247H248ZM253 245H248V244H244L242 245V247H244V250L246 252L247 256V248L249 249H253L252 247ZM123 247V246H122ZM39 248V247H37ZM81 249V247H79V250ZM208 249V248H207ZM39 250V249H38ZM37 250V251H38ZM193 250L196 252V256H194L192 254ZM81 252V250H80ZM236 252V251H234ZM259 252V251H258ZM256 253L252 256V259L254 261V264H258L257 262H255L256 260L258 261L261 258V254ZM206 254V255H205ZM194 257H193V256ZM215 256V254H214ZM209 257V256H208ZM220 257V256H219ZM237 257V256H236ZM246 257V256H245ZM242 260L244 261V258L241 257ZM225 256L221 257V260H225ZM91 260V261H90ZM148 260V259H147ZM150 260V259H149ZM209 260V259H208ZM75 261V260H74ZM77 261V260H76ZM246 261V260H245ZM147 262V261H146ZM77 263V262H75ZM260 263V261H259ZM217 264V263H215ZM249 264V263H248Z\"/></svg>", "mask_w": 264, "mask_h": 264}]
</instances>
